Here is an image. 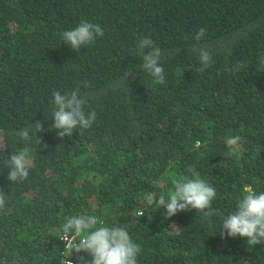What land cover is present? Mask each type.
<instances>
[{"label":"trees","instance_id":"trees-1","mask_svg":"<svg viewBox=\"0 0 264 264\" xmlns=\"http://www.w3.org/2000/svg\"><path fill=\"white\" fill-rule=\"evenodd\" d=\"M84 20L104 36L74 51L62 33ZM142 38L162 51L163 84L140 67ZM262 59L264 0H0V264H89L58 239L79 215L126 229L137 264H264V244L220 235L247 191L264 192ZM76 88L96 117L61 140L53 93ZM25 145L29 176L12 183L6 162ZM190 167L216 189L215 214L166 218L146 197L167 198L173 179L194 178Z\"/></svg>","mask_w":264,"mask_h":264},{"label":"clouds","instance_id":"clouds-1","mask_svg":"<svg viewBox=\"0 0 264 264\" xmlns=\"http://www.w3.org/2000/svg\"><path fill=\"white\" fill-rule=\"evenodd\" d=\"M205 29L201 28L195 36L199 41L202 39ZM104 31L99 24L90 23L86 20L81 21L72 30L62 33L64 43L71 46L72 50L79 51L83 46L94 44L97 37H103ZM140 55L142 57L141 68L146 71L156 83L165 82L164 69L160 65L162 51L153 44L151 38H142L138 43ZM195 48V46H194ZM145 49H150L145 52ZM199 59L202 65L201 70H205L211 65V55L205 48L199 49ZM264 65V59L260 61ZM239 65L233 69V73L239 70ZM129 73H126V77ZM80 89L61 94L59 91L53 93L54 110L51 112V119L54 123L52 128L57 130V136L63 140L65 136L71 137L78 127L88 129L95 120L96 113L91 111L87 115L84 111L86 101L79 95ZM36 133L43 131L40 122L35 123ZM17 135L21 140L29 141L30 133L28 129H20ZM38 143L40 140L37 138ZM243 137L237 135L226 140L228 155L238 154L242 146ZM45 147H47L45 145ZM31 149L25 145L19 153L11 154L6 167L9 169L7 179L12 183L25 181L29 176V153ZM188 172L194 178L181 176L180 179H173L174 191L168 194H160L156 198L155 193L148 194L146 197L149 205L155 204L160 209H165L166 218L175 216L181 211L197 210L198 214L204 217H211L215 214L212 208V201L216 196V189L206 180L196 174L195 169L188 168ZM6 194L0 190V210L6 204ZM98 218L90 215H79L67 218L62 225L63 236L60 238L65 241V248L74 249L73 252H86L91 260L89 264H137V254L140 246L134 243L126 229L121 227L104 226L99 221L100 227H96ZM95 229L94 231H89ZM221 238L225 235L230 238H246L247 244L255 246L264 244V192L259 194L254 191H247V194L238 202L237 209L230 213L222 222L220 230ZM79 238V239H77ZM71 252V253H73ZM70 253V254H71ZM81 260L83 258L81 257ZM67 264H73L69 259Z\"/></svg>","mask_w":264,"mask_h":264},{"label":"built area","instance_id":"built-area-1","mask_svg":"<svg viewBox=\"0 0 264 264\" xmlns=\"http://www.w3.org/2000/svg\"><path fill=\"white\" fill-rule=\"evenodd\" d=\"M64 234H63V232H60V234L58 235V239L61 241V243H62V249H63V254L65 255L69 250H70V248H65V241H63V240H61L60 238L63 236ZM77 239H79V238H77ZM69 259H67V258H63L62 259V263H64V264H67V261H68Z\"/></svg>","mask_w":264,"mask_h":264}]
</instances>
